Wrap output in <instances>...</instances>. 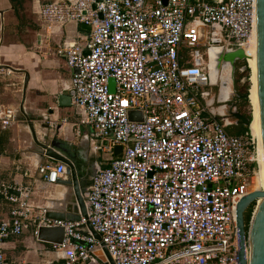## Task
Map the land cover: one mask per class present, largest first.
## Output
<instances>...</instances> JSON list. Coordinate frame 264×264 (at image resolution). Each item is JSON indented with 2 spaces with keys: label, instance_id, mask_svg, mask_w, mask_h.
Listing matches in <instances>:
<instances>
[{
  "label": "built area",
  "instance_id": "built-area-1",
  "mask_svg": "<svg viewBox=\"0 0 264 264\" xmlns=\"http://www.w3.org/2000/svg\"><path fill=\"white\" fill-rule=\"evenodd\" d=\"M39 15L48 27H91L83 43L66 42L58 53L73 73V104L85 111L77 125L111 156L85 201L115 264H239L237 207L259 172L258 141L251 128L229 132L235 122L221 96L231 99L234 90H227L225 66L219 91L212 90L205 58L214 63L210 42L224 52L245 50L256 29V0H57ZM184 51L192 63H182ZM245 62L241 84L251 86L249 56ZM12 75L0 67V80ZM20 116L0 106V131ZM39 173L57 184L66 166L48 162ZM28 197L22 187L0 184V201L11 208L0 223V264L6 243L32 221L37 238L40 227L65 229L64 242L51 244L64 254L54 264H105L85 219L50 220L44 211L33 220Z\"/></svg>",
  "mask_w": 264,
  "mask_h": 264
},
{
  "label": "crops",
  "instance_id": "crops-1",
  "mask_svg": "<svg viewBox=\"0 0 264 264\" xmlns=\"http://www.w3.org/2000/svg\"><path fill=\"white\" fill-rule=\"evenodd\" d=\"M55 1L0 0V67L13 70L11 78L0 80V106L25 112L21 113L20 122L0 131V184L22 187L29 192L27 200L33 220L44 211L46 214L64 212L76 216L79 210L72 188L43 181L39 166L46 165L48 159L34 142L29 126L31 122L26 116L42 119L40 123L34 122L37 131L43 124L50 126V140L56 142L58 150L69 155L81 171L89 175L88 186L111 159L109 154L96 150L98 143L92 131L77 125L85 111L76 107L73 99L71 106H60L66 104L60 97L73 92V73L58 50L66 42L83 43L82 39L90 31L76 24L46 26L40 18V8ZM181 57L182 63H192L189 54L182 52ZM232 89L229 85L228 91ZM65 119L67 123H63ZM233 129H229L233 135L243 134ZM46 132L41 130L40 133L45 135ZM238 132L240 134H236ZM40 133L38 131L37 136L42 142ZM10 210L7 203L0 201V223L9 219ZM32 223L21 236L6 243V264H54L63 261V253L34 236L36 228Z\"/></svg>",
  "mask_w": 264,
  "mask_h": 264
},
{
  "label": "water",
  "instance_id": "water-1",
  "mask_svg": "<svg viewBox=\"0 0 264 264\" xmlns=\"http://www.w3.org/2000/svg\"><path fill=\"white\" fill-rule=\"evenodd\" d=\"M256 62H257V106H258V122L260 126L261 136V149L264 157V0H256ZM83 28L91 30L90 26L82 25ZM219 42H210L208 49L209 58L213 60L215 65L216 74L220 73L222 67L229 65L232 68V86L234 92L231 93V99L221 96L223 102L228 105L229 114L234 120L236 126H242L245 128H251L252 122L250 119L242 113L239 107L241 102L249 100L250 95L240 94L236 89V70L237 63L244 62L248 59V56L243 49H238L232 52H224L219 48ZM245 69L246 66H245ZM110 90L115 91V81L110 80ZM74 92H71L69 96H61L60 100H65L66 104H60V106H71ZM68 102V103H67ZM21 113H25L21 110ZM28 118L30 121V129L36 145L44 152V157L48 159L49 163L57 164L62 163L66 166V176L60 180L57 184L70 187L73 190L75 204L79 210V214L76 216H70L64 212H49L46 214V218L50 220H60L67 222H78L82 219L86 220V225L91 231L95 239L100 243L104 256L105 264H115L111 254L102 242L101 236L94 230L90 221L89 214L91 213L90 207H87L85 197L88 189V177L87 173L81 171L79 165L65 152L59 151L56 142H53L50 137V126L48 124L41 125V130H46V134H41L43 138L42 142L37 136V125L34 122H41V118ZM131 119L134 118V114H131ZM110 136H113V132L110 131ZM107 145V142H105ZM115 157L121 158L123 155V148L117 146L115 148ZM17 195L19 193L15 192ZM257 202L256 210L252 215L249 230H246L245 214L251 205ZM237 228H238V263L239 264H264V191H256L250 193L243 198L237 207ZM65 239L64 228H48L40 227L38 229V240L40 242L49 244H62ZM248 249V258H247Z\"/></svg>",
  "mask_w": 264,
  "mask_h": 264
},
{
  "label": "bare ground",
  "instance_id": "bare-ground-1",
  "mask_svg": "<svg viewBox=\"0 0 264 264\" xmlns=\"http://www.w3.org/2000/svg\"><path fill=\"white\" fill-rule=\"evenodd\" d=\"M256 29L251 37L249 43L245 46V51L249 56V66L251 69V80L252 87L250 89V102L253 107V122L251 124V131L253 136L258 141V166H259V175L256 178L255 191H264V157L261 149V136H260V126L258 122V106H257V62H256ZM228 90V86H227ZM255 182V180H254ZM253 182V183H254Z\"/></svg>",
  "mask_w": 264,
  "mask_h": 264
},
{
  "label": "flooded vegetation",
  "instance_id": "flooded-vegetation-1",
  "mask_svg": "<svg viewBox=\"0 0 264 264\" xmlns=\"http://www.w3.org/2000/svg\"><path fill=\"white\" fill-rule=\"evenodd\" d=\"M205 60H206V66L209 69V73L211 74V77H212V85H213L212 90L217 93L219 91V89H217L216 86H215V83H216V80H217V74H216V71L214 69L215 65H214V63H211L210 61H208L207 58H205ZM240 63L241 64L239 66H238V63H237V70H236V74H235L236 83H237V85H236L237 91H238L239 87L241 88V87L245 86L244 84H241V81L245 78V75H246V73H245V66H246L245 63L246 62L244 61V62H240ZM224 71H225L224 72V75H225L224 78L226 79L227 84L228 85H232V68L229 65H226L225 68H224ZM239 107L241 108V104H240ZM241 111H242V108H241Z\"/></svg>",
  "mask_w": 264,
  "mask_h": 264
},
{
  "label": "rangeland",
  "instance_id": "rangeland-1",
  "mask_svg": "<svg viewBox=\"0 0 264 264\" xmlns=\"http://www.w3.org/2000/svg\"><path fill=\"white\" fill-rule=\"evenodd\" d=\"M200 51H204L203 49H200ZM184 53H185V55H188L189 54V52H187V51H184ZM241 63L240 62H238V66L240 65ZM248 75V74H247ZM251 84V86L249 85V89H251V87H252V83H250ZM240 86V85H239ZM246 86V85H245ZM242 113H244V114H246V115H252V117H253V107H252V104H251V102L249 103V105L248 106H245L244 108H242ZM232 128H234L233 130L234 131H239L240 133H245L244 132V128L245 127H242V126H236V125H234V126H232ZM230 132V131H229ZM236 133V134H240V133ZM231 134H232V132H231ZM235 134V133H234ZM99 144H100V142H98ZM99 152H101V153H104L102 150H98ZM258 175H259V172H258V174H257V176H256V178L258 177ZM255 178V182L253 183V185L251 186V191H250V193H252V192H254L255 191V183H256V179ZM252 205H254V208H253V213H254V211L256 210V206H257V202H254ZM251 205V206H252ZM249 210V209H248ZM253 215V214H252ZM250 227V226H249Z\"/></svg>",
  "mask_w": 264,
  "mask_h": 264
},
{
  "label": "trees",
  "instance_id": "trees-1",
  "mask_svg": "<svg viewBox=\"0 0 264 264\" xmlns=\"http://www.w3.org/2000/svg\"><path fill=\"white\" fill-rule=\"evenodd\" d=\"M246 64V63H245ZM249 85H246V86H243V87H239L238 88V91L239 93L241 94H247L249 95ZM249 100H244L242 101L241 103V108H244L245 106H248L249 105ZM247 117L250 119V121L252 122L253 121V117L252 115H247ZM249 131V128H244V132H248ZM253 208H254V205H252L249 210L246 212L245 214V222H246V230L248 231L249 230V226H250V222H251V219H252V214H253Z\"/></svg>",
  "mask_w": 264,
  "mask_h": 264
}]
</instances>
